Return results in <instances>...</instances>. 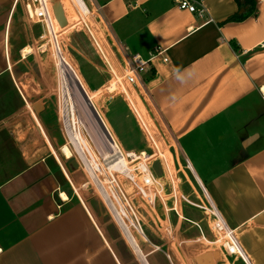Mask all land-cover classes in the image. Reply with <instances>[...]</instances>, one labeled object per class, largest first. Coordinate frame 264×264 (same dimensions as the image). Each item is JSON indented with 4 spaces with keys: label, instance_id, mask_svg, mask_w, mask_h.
<instances>
[{
    "label": "crops",
    "instance_id": "0c3cea01",
    "mask_svg": "<svg viewBox=\"0 0 264 264\" xmlns=\"http://www.w3.org/2000/svg\"><path fill=\"white\" fill-rule=\"evenodd\" d=\"M194 1L202 17L177 0H75L98 16L88 25L102 56L86 61L102 77L95 97L117 90L107 63L124 74L135 143L119 145L103 120L117 149L53 30L32 17L35 0H0V264H264V0L241 22L227 21L235 0ZM135 56L141 74L129 70ZM72 152L101 199L69 197ZM112 172L133 187L153 176L136 214ZM211 208L245 260L227 252Z\"/></svg>",
    "mask_w": 264,
    "mask_h": 264
},
{
    "label": "rangeland",
    "instance_id": "374dc122",
    "mask_svg": "<svg viewBox=\"0 0 264 264\" xmlns=\"http://www.w3.org/2000/svg\"><path fill=\"white\" fill-rule=\"evenodd\" d=\"M59 1L65 5L67 16L69 17V21H70V27L69 28L68 27L61 28L59 25L57 26L58 40H59L60 47H61L65 57L71 63V65L74 67V69L77 71V73L79 74L81 79L84 81V83L86 85L85 87L87 88V91L89 92L91 97H94V103L96 105L97 111L99 112V114L101 115V117L103 118V120L105 121L107 126L109 127L112 135L115 137V139L119 143V145H121L120 139H118V137H120V136H122V140L124 142H127V144H130L132 142L135 143V139L132 136V134L130 133L132 131V129L134 128V127H132L131 119H129L127 116V113H125L126 112L125 108H124L125 112H123L121 110V106H122L121 95H123V96H125V98H127V92H128V91H124V89L126 87V86H124V81H122V77L124 74H120V73L113 71L112 68L110 67V65L107 63V66H108L109 70L111 71L110 79L112 80L113 83L117 84V86H118L117 90L113 91V92L105 90L98 97H95L96 93L91 91L92 88H98V87H100L98 85H101L103 83V81L101 79L102 77L98 78V75L95 74L94 70L86 62L87 60H90V59L96 60V58H97L96 54L102 56L100 47L98 46L97 43H95L96 47H94L95 45H93V44H94L95 39L93 37H91L93 35L97 39V41L100 42V34H99L98 29L95 27H94L95 29L91 28V26L94 25V21H96L95 18H97V20H98L97 12H90L89 15H85L83 13V11L80 9V7L77 5L75 0H59ZM88 24L91 26H89ZM90 30H92L93 34L89 33ZM48 35H49L48 36L49 53H51L53 56L54 71H56L57 80H59V70L57 67V59L55 57V48H54V44L52 42V39H51V36L49 33H48ZM89 37H90V39H89ZM92 42H93V44H92ZM75 60H76V62L77 61L79 62L80 66H82L83 73L81 72V70L78 67ZM83 77L86 78V81L92 82L93 86H87L86 81ZM128 78H129V76H128ZM106 79L108 80V78H106ZM58 86H59V84H58ZM59 105H58V110H59V114L61 117V105H62L61 92L59 93ZM77 113H78V110H77ZM128 114H129V112H128ZM108 116L111 119L112 118L114 119L115 126H117V128H118V132H119L118 134H115L114 131L111 129V126L109 125V123L107 121ZM61 120H62V118H61ZM61 124H62V126H63L62 128L64 130L63 121H61ZM64 133H65V131H64ZM82 133H84L83 130H82ZM65 135H66V133H65ZM130 140H132V141H130ZM68 143H69V141H68ZM69 147H71L70 143H69ZM94 150L96 151L97 160L100 162H103V158H102V155L100 154V152L95 147H94ZM71 156L73 158L71 159L70 162L72 164L74 163L73 167H76L74 169V172L76 175H74L75 181L73 180L75 188L72 187L70 184L68 185V188H65L69 197L75 196L77 198L79 196L83 200L86 199L87 197L94 198L95 200H96V198L101 199L102 197H101L99 191L95 187L94 183L91 181L89 173L86 171V169H85L84 165L82 164L81 160L79 159V157L76 156L74 152H72ZM127 160L129 163H131L130 168L133 170V172L135 171V169L140 167V166H138V164L140 162L132 163L130 159H127ZM137 173H139V172H137ZM133 174H135V172ZM100 176L105 178L104 174L100 175ZM108 177L113 182H114V180L118 182L117 184H119L120 188L124 192V195L126 196V200L131 204L134 212H136V207L134 206L135 202H136L135 199H136V197H138L136 187L135 186L133 187V185H131V184L128 185L129 183L123 181L124 177L118 175L115 172H112V175H108ZM146 189L149 191V194H150L153 187H146ZM121 199L123 202L124 199L123 198H121ZM204 202L207 203L206 201H204ZM210 210L212 212L211 213L212 217H214V219H215V221L213 222V226H214L213 229L217 233V235H219L223 238V240H224L223 245H225V243L228 241L227 235L224 231H222V232L218 231V229L215 225V224H217L218 221H217V218L213 215L214 210L212 208Z\"/></svg>",
    "mask_w": 264,
    "mask_h": 264
},
{
    "label": "built area",
    "instance_id": "2783aa9c",
    "mask_svg": "<svg viewBox=\"0 0 264 264\" xmlns=\"http://www.w3.org/2000/svg\"><path fill=\"white\" fill-rule=\"evenodd\" d=\"M35 2L38 4L39 8L34 11V14L32 15V17L39 19L40 22H42L46 26L49 33L51 32V29H52L54 32L55 40L57 42L58 39H57L56 27H55L56 21H55V16H54L52 5H51L50 1L49 0H35ZM177 4H178L179 10L188 11L189 13H192V14H198L201 17L206 12L205 9L199 10L197 8L196 2L194 0H177ZM263 47H264V44H263ZM155 53H156V56H162L164 52L157 50ZM164 61L167 62L168 59L164 58ZM129 64H130L129 70L132 74H141L142 72H144L148 69L147 64L142 62V60L140 59L139 56L133 57L130 60ZM116 148H117V146H116ZM113 183L119 189V192H120L121 196L123 197V199L131 207L130 203L126 200V196L124 195V192L120 188L119 184H117L118 182L114 180ZM154 183H155V180L153 179V176L145 173V176L143 178V183H141V184L134 183V186L136 187V190L138 191L139 194L146 197V196H149V191L146 189V187H151L154 185ZM131 209H132V207H131ZM217 221H218V219H217ZM137 222H138V219H137ZM216 227H217L218 231H220V232L224 231L227 235L228 241L225 243V247H226L227 252L230 255L239 256L240 258L244 259L243 253L241 251L239 244L237 243V240L235 238L233 231L229 229L230 232L227 233V231L224 228L220 229L218 226V222L216 224Z\"/></svg>",
    "mask_w": 264,
    "mask_h": 264
},
{
    "label": "water",
    "instance_id": "95a60500",
    "mask_svg": "<svg viewBox=\"0 0 264 264\" xmlns=\"http://www.w3.org/2000/svg\"><path fill=\"white\" fill-rule=\"evenodd\" d=\"M50 2L52 4L53 13H54V16H55V19H56L58 25L61 28H65L68 23H67L65 10H64V7H63L62 3L59 0H50ZM77 81H78V84H79V86L81 87V89H82V91L84 93V97H85L86 102L90 104V106L93 109V113L95 114V116L99 120L100 124L105 129V131L107 132V134L109 135L110 139L112 140L113 144L116 147V144H115V142H114V140L112 138V135H111L110 131L108 130L107 126L105 125L101 115L97 111L95 105L91 102L90 97L86 93L85 89L82 87L81 82L79 80H77Z\"/></svg>",
    "mask_w": 264,
    "mask_h": 264
},
{
    "label": "trees",
    "instance_id": "16d2710c",
    "mask_svg": "<svg viewBox=\"0 0 264 264\" xmlns=\"http://www.w3.org/2000/svg\"><path fill=\"white\" fill-rule=\"evenodd\" d=\"M235 2L239 5L241 8L240 14H236L232 17H230L227 21L228 22H241L248 17H250L252 14H254L256 10V2L255 0H235ZM244 11V12H242Z\"/></svg>",
    "mask_w": 264,
    "mask_h": 264
},
{
    "label": "bare ground",
    "instance_id": "6f19581e",
    "mask_svg": "<svg viewBox=\"0 0 264 264\" xmlns=\"http://www.w3.org/2000/svg\"><path fill=\"white\" fill-rule=\"evenodd\" d=\"M64 198H66V197L64 196Z\"/></svg>",
    "mask_w": 264,
    "mask_h": 264
}]
</instances>
